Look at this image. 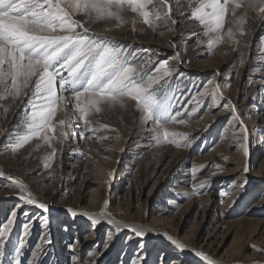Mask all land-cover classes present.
I'll list each match as a JSON object with an SVG mask.
<instances>
[{
    "label": "rangeland",
    "instance_id": "rangeland-1",
    "mask_svg": "<svg viewBox=\"0 0 264 264\" xmlns=\"http://www.w3.org/2000/svg\"><path fill=\"white\" fill-rule=\"evenodd\" d=\"M245 12L241 27L246 34H239L229 12L224 41L211 50L203 26L188 19L183 7L174 6L175 25L161 23L155 31L139 23L135 32L130 25L106 33L102 23L90 26V32L134 51L140 63L150 60L143 72L151 73L164 60L175 68L165 78L166 90L169 97H176L172 113L179 112L177 120L186 123L168 127L187 134V140H179L181 147L156 144L152 133L141 126L134 102L89 117L94 127L107 124L115 129L97 135L118 139L81 140L78 112L67 103L58 108L55 120L68 117L76 135L64 144L53 141L57 154L46 169L45 157L51 149L38 138L15 154L10 152L9 145L21 131L25 105L11 99L0 102L8 108L7 113L0 110V169L5 173L0 177V225L12 211L17 213L6 264L14 261L12 245L20 239L25 241L22 264H32V252L46 239L51 243L42 245L44 251L35 264H133L140 258L141 264H207L196 252L207 254L215 264H264V251L252 247L264 249V61L260 52L264 21L245 8L237 9L236 17ZM229 28L239 45L227 37ZM217 83L221 88L215 103L210 95H198ZM229 103L248 129L247 156L240 147V124L226 107ZM37 144L41 147L34 150ZM9 175L23 181L48 210L21 201ZM205 181L203 187H193ZM232 193L234 198L229 196ZM102 211L121 222L119 232L111 223L93 225L82 214L98 216ZM25 224L30 226L28 236H24ZM132 228L146 234L137 237ZM168 235L187 247L177 248Z\"/></svg>",
    "mask_w": 264,
    "mask_h": 264
},
{
    "label": "snow or ice",
    "instance_id": "snow-or-ice-1",
    "mask_svg": "<svg viewBox=\"0 0 264 264\" xmlns=\"http://www.w3.org/2000/svg\"><path fill=\"white\" fill-rule=\"evenodd\" d=\"M174 6L176 9L185 8L187 18L203 26V35L209 37V50L224 41L223 30L229 12L241 36L246 34L241 26L246 22L244 17L247 12L237 18V9H250L257 14V19L264 21V0H184V3L181 0H0V102L11 99L25 105L21 131L9 145L10 152L15 154L34 138H38L51 149L44 163V168H50L51 161L57 154L53 141L64 144L70 136L76 135L68 117L55 120L58 108L63 109L67 103L73 104L78 112L77 120L81 121L78 124L81 129L78 135L81 140L118 139L97 135L101 131L115 129L107 124L94 127L89 117L117 107L124 108L129 102H134L140 113L141 126L152 133L156 144L167 143L181 147L179 140H187V134L170 131L168 127L174 123H186L184 120H177L179 112L172 113V101L176 97L174 94L169 97V91L166 90L169 81L165 78L171 77L175 68L164 60L151 73L143 72L144 63H150V60L140 63V58L134 51H128L106 35L90 32V26L98 23L105 25V33L126 25H130L135 32L138 23L153 31L161 23L167 25L170 22L175 25L177 21L173 18ZM129 13L133 15L129 16ZM184 14L181 12V15ZM77 16H82L83 19H76ZM226 34L234 44H240L232 28ZM260 40L264 44V37ZM260 52L261 60L264 61V47L260 48ZM244 64L245 57L241 52L239 65L242 67ZM259 70L258 68L257 71ZM220 88L221 85L217 83L211 91L206 87L198 95H210L215 103ZM64 93L69 95L65 97ZM226 107L231 108L233 119L240 124L239 131L243 134L240 147L247 156L248 129L239 117L235 105L229 103ZM0 110L7 113L8 108L0 103ZM57 128L60 129L59 132ZM40 147L41 144H37L34 150ZM244 170L248 171L247 167ZM4 176V171L0 169V177ZM7 179L19 190L18 198L21 201L36 205L45 212L48 210V205L38 203L23 181L11 175ZM206 183L207 181L193 187H203ZM193 195H199V192H194ZM69 211L73 216L77 215L71 209ZM82 214L93 225L107 217L108 223L115 225L116 232L121 230L119 223L106 211L98 216L87 212ZM16 218L14 210L10 218L0 225V264H6V246L12 244L10 235ZM44 224H47L46 218ZM23 227L24 236H28L30 226L25 224ZM132 231L137 237L146 234L142 229L132 228ZM108 239L111 240L112 236L109 235ZM167 239L181 250L187 247L170 235ZM24 243L20 239L18 245H12L14 261L8 264H22ZM50 243L51 240L46 239L36 246L32 252V264L43 253L42 245ZM70 247L75 249V245ZM252 247L254 250L264 251L255 249L254 245ZM196 255L207 261V264H215L203 252H196ZM141 259L133 264H141Z\"/></svg>",
    "mask_w": 264,
    "mask_h": 264
},
{
    "label": "bare ground",
    "instance_id": "bare-ground-1",
    "mask_svg": "<svg viewBox=\"0 0 264 264\" xmlns=\"http://www.w3.org/2000/svg\"><path fill=\"white\" fill-rule=\"evenodd\" d=\"M229 196H231V198H234L235 197V193H232V194H230ZM232 200V199H231ZM264 200V199H263ZM264 203V201L262 202V204ZM21 208V206L19 207V209ZM112 219H114V218H112ZM116 222H118L119 224H121V222H119V221H117L116 219H114ZM101 222H107L108 223V218L107 219H105V218H103V219H101ZM214 261V260H213ZM206 263H207V261H205ZM216 263V262H215ZM179 264V263H178ZM181 264V263H180ZM218 264H220V263H218Z\"/></svg>",
    "mask_w": 264,
    "mask_h": 264
}]
</instances>
